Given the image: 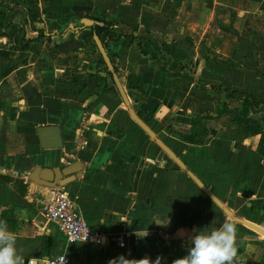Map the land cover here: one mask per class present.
<instances>
[{
    "label": "crops",
    "instance_id": "obj_1",
    "mask_svg": "<svg viewBox=\"0 0 264 264\" xmlns=\"http://www.w3.org/2000/svg\"><path fill=\"white\" fill-rule=\"evenodd\" d=\"M87 16L112 27L99 40L137 117L264 229V0H0V224L26 264H173L197 230L225 222L237 230L233 264H264V238L227 218L130 118ZM43 127L60 129L63 148L41 149ZM74 164L77 179L56 188L102 246L70 244L40 216L52 189L29 175Z\"/></svg>",
    "mask_w": 264,
    "mask_h": 264
},
{
    "label": "water",
    "instance_id": "obj_2",
    "mask_svg": "<svg viewBox=\"0 0 264 264\" xmlns=\"http://www.w3.org/2000/svg\"><path fill=\"white\" fill-rule=\"evenodd\" d=\"M83 26L89 27L93 24V22L89 19H83L81 21ZM94 42L96 47L104 61V64L107 70L112 75L113 83L120 95V98L127 108L128 114L130 118L141 128L151 139H153L159 148L164 152L166 157L170 159L174 164H176L180 169L184 170L187 176L199 187V189L221 210V212L229 219H231L235 224L243 226L260 236L264 237V229L261 227L243 220L237 216H235L191 171L186 170V167L178 158V156L162 141H160L152 130L141 121L133 109L130 107L128 98L123 90L121 82L117 74L114 71L111 60L105 51L103 45L101 44L99 37L94 34ZM38 141L41 149L44 150H52V149H61L63 148V142L61 138L60 129L58 127H43L36 129ZM81 171V167L79 164H74L72 166H68L65 168H56V169H43V168H35L31 174L29 175V181L44 186L47 188L54 189L56 187H64L77 179L78 173Z\"/></svg>",
    "mask_w": 264,
    "mask_h": 264
},
{
    "label": "clouds",
    "instance_id": "obj_3",
    "mask_svg": "<svg viewBox=\"0 0 264 264\" xmlns=\"http://www.w3.org/2000/svg\"><path fill=\"white\" fill-rule=\"evenodd\" d=\"M237 230L231 222L223 223L217 228H203L196 231L192 239V247L188 254L173 261V264H233L237 254L235 244ZM126 259L120 257L118 264ZM141 264H152L149 259L140 260ZM0 264H26L25 257L19 254L16 248V237L0 224ZM154 264H161V257H157Z\"/></svg>",
    "mask_w": 264,
    "mask_h": 264
},
{
    "label": "built area",
    "instance_id": "obj_4",
    "mask_svg": "<svg viewBox=\"0 0 264 264\" xmlns=\"http://www.w3.org/2000/svg\"><path fill=\"white\" fill-rule=\"evenodd\" d=\"M40 216L45 222L57 224L70 244H93L102 246L105 237L94 232L87 220L77 211L72 198L60 188L51 190L49 199L40 206ZM121 249L125 248L123 235L114 236L112 240ZM30 264H32L30 262ZM46 264H73L64 255L49 258Z\"/></svg>",
    "mask_w": 264,
    "mask_h": 264
},
{
    "label": "trees",
    "instance_id": "obj_5",
    "mask_svg": "<svg viewBox=\"0 0 264 264\" xmlns=\"http://www.w3.org/2000/svg\"><path fill=\"white\" fill-rule=\"evenodd\" d=\"M86 19H89V20H92L93 21V23L95 24V26L92 27V32L94 34H96L98 37L102 33H105V32H107L109 34H112L111 33L112 32V27L108 23H106L104 21L97 20V19H92L89 16H87ZM100 24H101V27H100ZM35 32L38 34V36L35 39H38L39 40V39H44L46 37V34H45V30L44 29H39V30H37ZM112 38H114V36H112ZM130 43H132V42H130ZM138 47H140V45ZM109 75L111 76L110 73H109ZM242 99H243V102H244L245 105H249L250 104L249 103L250 98L243 97ZM250 101H252V104H251L252 106H259L260 105V102H257L255 99H252Z\"/></svg>",
    "mask_w": 264,
    "mask_h": 264
},
{
    "label": "bare ground",
    "instance_id": "obj_6",
    "mask_svg": "<svg viewBox=\"0 0 264 264\" xmlns=\"http://www.w3.org/2000/svg\"><path fill=\"white\" fill-rule=\"evenodd\" d=\"M261 237H263V236H261ZM264 238V237H263Z\"/></svg>",
    "mask_w": 264,
    "mask_h": 264
}]
</instances>
